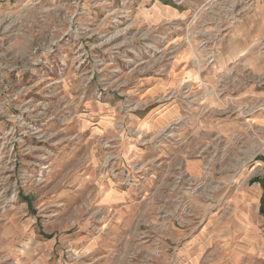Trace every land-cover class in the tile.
Wrapping results in <instances>:
<instances>
[{"label": "rangeland", "instance_id": "1", "mask_svg": "<svg viewBox=\"0 0 264 264\" xmlns=\"http://www.w3.org/2000/svg\"><path fill=\"white\" fill-rule=\"evenodd\" d=\"M257 90L264 0H0V264H264Z\"/></svg>", "mask_w": 264, "mask_h": 264}, {"label": "crops", "instance_id": "2", "mask_svg": "<svg viewBox=\"0 0 264 264\" xmlns=\"http://www.w3.org/2000/svg\"><path fill=\"white\" fill-rule=\"evenodd\" d=\"M235 34V33H234ZM250 33H249V31H245L244 33H243V30H241V31H238L237 33H236V35H238V36H240L241 37V41H239L238 43H237V49L238 50H240L241 49V53L242 54H244L245 53V49H246V47H247V44H248V42L250 41V40H247V36L249 35ZM233 57V56H232ZM251 91H252V89H251ZM254 91V90H253ZM254 94H264V92H262V91H260V90H257L256 92H253ZM262 118H264V117H261V116H254V117H251L250 119V121H252V123L253 124H261L260 122H262ZM259 122V123H258ZM256 160H262V161H264V156H257L256 158H255ZM255 178H258V177H255ZM254 178V179H255ZM252 180V183H258L260 186H261V188L263 189V193H262V195L260 196V204H259V209H260V207H261V198L263 197V194H264V188H263V186L261 185V182L259 181V180ZM259 179H261V180H263L264 181V178H259Z\"/></svg>", "mask_w": 264, "mask_h": 264}, {"label": "trees", "instance_id": "3", "mask_svg": "<svg viewBox=\"0 0 264 264\" xmlns=\"http://www.w3.org/2000/svg\"><path fill=\"white\" fill-rule=\"evenodd\" d=\"M254 180H259L261 182V185L263 186L264 188V181L259 179V178H255ZM262 213H264V194H263V197L261 198V207L259 209Z\"/></svg>", "mask_w": 264, "mask_h": 264}]
</instances>
